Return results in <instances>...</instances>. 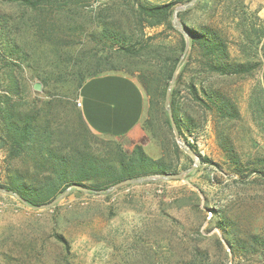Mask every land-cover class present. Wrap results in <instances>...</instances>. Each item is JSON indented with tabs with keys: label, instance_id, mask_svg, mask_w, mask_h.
<instances>
[{
	"label": "rangeland",
	"instance_id": "obj_1",
	"mask_svg": "<svg viewBox=\"0 0 264 264\" xmlns=\"http://www.w3.org/2000/svg\"><path fill=\"white\" fill-rule=\"evenodd\" d=\"M111 1L91 0L88 7L81 8L76 20L82 30L70 34L63 29L61 33L76 44L58 47L35 38L29 10L0 0V27H4L0 50L5 40L18 50L14 56L0 57V93L5 92L12 77L20 92L15 98L26 108L36 101H49V92L57 94L53 99L69 102L64 104L68 114L65 120L72 130L78 126L79 131L75 115L79 110L77 83L71 72L81 52L95 49L87 38L93 29L94 14ZM199 16L223 36L232 61L259 64L250 76H195L197 87L210 84L226 94L239 118L225 122L193 102L186 84L195 75L196 67H188L180 99L193 116L194 127L184 134L199 155L180 137L194 156L178 146L184 155L172 152L169 158L178 169L176 174L191 167L193 170L181 179L146 180L103 194L72 190L53 207L43 209L0 192V264H264V259L253 252L262 248L249 245L251 236L264 240V177L256 164V160L264 158V0H220L210 13L191 12L188 18L196 20ZM123 25L125 29L130 27ZM161 30L147 29L145 33L154 35ZM159 39L174 45L179 38L163 32ZM131 67L129 64L110 73L139 83L137 73H129ZM43 78L47 79L46 86L40 81ZM35 84L41 86L40 91L34 90ZM162 129L159 140L166 136V128ZM220 130L229 136L242 161L240 173L223 152ZM86 135L99 149L106 141H116L127 152L139 144L151 158L162 156L159 141L144 130L138 140L104 137L91 131ZM6 155L0 149L1 183L7 182L9 171L23 167L16 161L7 162ZM216 214L226 216V232L235 255L217 226L220 219ZM58 236L65 243L59 242ZM243 242L248 249L240 247Z\"/></svg>",
	"mask_w": 264,
	"mask_h": 264
},
{
	"label": "trees",
	"instance_id": "obj_2",
	"mask_svg": "<svg viewBox=\"0 0 264 264\" xmlns=\"http://www.w3.org/2000/svg\"><path fill=\"white\" fill-rule=\"evenodd\" d=\"M18 3L31 13L30 24L38 41L58 47L73 46L76 42L63 36L66 30H82L77 22L81 8L88 7L91 0H6ZM191 0H113L99 8L94 14L93 29L87 38L94 43L95 49L81 52L76 69L71 72L77 83V94L88 79L110 72L128 69L130 74L137 73V79L147 97V111L142 130L149 132L159 141L162 156L153 159L139 144L127 152L116 141H106L95 147L86 133L90 130L78 110L75 112L79 123L75 130L66 121L68 117L62 98L53 99L57 94L49 92V101H36L30 108L18 101L19 86L9 77L4 93H0V149L6 151V161L18 162L23 167L14 168L6 176V183L0 182V189L10 191L23 198L30 207L47 204L61 195L69 186L79 185L92 193L107 190L114 184L126 180H136L151 176L176 174L170 160V153L184 155L179 149L165 109L166 91L173 72L184 52L185 39L172 25L174 9ZM220 0H197L190 9L178 14V19L190 37V50L177 75L170 94V108L179 136L197 155L196 146L191 145L184 131L194 127V118L180 99L181 84L188 67L194 65L195 75L190 77L186 88L193 102L206 111L214 112L218 117L230 122L239 118L234 103L216 90L213 85L201 83L197 87L195 76L205 73L208 76L243 77L252 75L259 67L250 61L237 63L231 60L227 42L220 32L204 22L199 16L188 18L191 12L201 15L210 13ZM198 16V14H197ZM59 22V24L57 23ZM124 23L130 27L125 29ZM161 27V32L147 35V29ZM4 27H0V38ZM64 29V30H63ZM165 33L178 36L174 45L164 43L159 37ZM2 41V39H0ZM4 41V39H3ZM18 52L16 45L2 43L0 57L14 56ZM6 61H9L6 59ZM11 63V62H10ZM46 86L47 79H40ZM63 110V114L62 111ZM74 112V110H70ZM66 116V117H64ZM162 126L166 136L159 140ZM218 138L226 158L240 173L242 161L232 148L229 136L220 130ZM96 145V143H94ZM97 148V149H96ZM186 159L189 160L188 156ZM203 161H208L206 158ZM259 173L264 177V158L256 160ZM185 167V166H184ZM217 226L231 248L235 249L226 232V216L217 215ZM59 242L65 240L58 236ZM235 239V238H234ZM250 247H261L256 256L264 259V240L257 235L250 237ZM242 249H248L243 242Z\"/></svg>",
	"mask_w": 264,
	"mask_h": 264
},
{
	"label": "crops",
	"instance_id": "obj_3",
	"mask_svg": "<svg viewBox=\"0 0 264 264\" xmlns=\"http://www.w3.org/2000/svg\"><path fill=\"white\" fill-rule=\"evenodd\" d=\"M77 103L83 120L96 135L138 140L146 111V96L135 79L107 73L85 81Z\"/></svg>",
	"mask_w": 264,
	"mask_h": 264
},
{
	"label": "water",
	"instance_id": "obj_4",
	"mask_svg": "<svg viewBox=\"0 0 264 264\" xmlns=\"http://www.w3.org/2000/svg\"><path fill=\"white\" fill-rule=\"evenodd\" d=\"M196 2H197V0H191V1L187 2V3L180 4L173 11L172 25L177 31H179L184 36L185 49H184V52H183V54H182V56H181V58H180V60H179V62L177 64V66L175 68V71L173 72V75H172L171 81L169 83V86L167 88L166 96H165V107H166V111H167V114H168V117H169V120H170V124H171L172 130H173L174 136H175V140H176L178 146L181 149H183L185 152H187L189 155H191L192 157L194 156L193 153L191 152L189 147H187L181 141L180 136L178 134V131L176 129V126H175V123H174V120H173V116H172V113H171V108H170V94H171L172 88H173V86L175 84V80H176V76L178 74L179 68H180L182 62L184 61V59H185V57L188 54V51L190 49V37H189L187 31L185 30V28L180 23V21L178 19V14L190 9L192 6H194V4ZM34 90L40 91L41 90V86L39 84H35L34 85ZM193 168L194 167H191V168H189V169H187V170H185V171H183L181 173H178V174H166L164 176H151V177L142 178V179H136V180L126 179V180H123V181H120V182L114 184L113 186L109 187L105 191L99 192V194H103L105 192L113 191V190H115L117 188H120L122 186L130 185V184H136V183H141V182L146 181V180H157V179H159V180L166 181V180H170V179H181L187 173L192 171ZM72 190H78V191H81V192H84V193H87V194H91L92 193L88 189H86V188H84L82 186L71 185L61 195H59L54 200L50 201L47 204H42V205H40L38 207H34V208L35 209H43V208L53 207L56 203L61 201L64 197L68 196ZM0 192H4V193H7V194H9L11 196H14L20 202H22L23 204H27V202L23 198L19 197L15 193H12V192L6 191V190H1V189H0Z\"/></svg>",
	"mask_w": 264,
	"mask_h": 264
},
{
	"label": "built area",
	"instance_id": "obj_5",
	"mask_svg": "<svg viewBox=\"0 0 264 264\" xmlns=\"http://www.w3.org/2000/svg\"><path fill=\"white\" fill-rule=\"evenodd\" d=\"M77 106L79 107V106H80V104H79V103H77Z\"/></svg>",
	"mask_w": 264,
	"mask_h": 264
}]
</instances>
